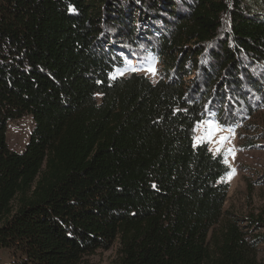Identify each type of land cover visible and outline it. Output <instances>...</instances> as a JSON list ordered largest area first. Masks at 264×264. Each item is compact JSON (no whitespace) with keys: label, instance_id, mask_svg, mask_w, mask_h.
<instances>
[{"label":"trees","instance_id":"16d2710c","mask_svg":"<svg viewBox=\"0 0 264 264\" xmlns=\"http://www.w3.org/2000/svg\"><path fill=\"white\" fill-rule=\"evenodd\" d=\"M147 54L156 83L112 79ZM262 109L264 0H0V251L88 264L118 242L114 264H264V236L217 231L228 168L194 141L208 114L232 127Z\"/></svg>","mask_w":264,"mask_h":264},{"label":"rangeland","instance_id":"374dc122","mask_svg":"<svg viewBox=\"0 0 264 264\" xmlns=\"http://www.w3.org/2000/svg\"><path fill=\"white\" fill-rule=\"evenodd\" d=\"M124 58V67L116 69L112 79L133 74L143 75L153 83L160 79L159 64L154 55ZM149 68H154L155 73L148 71ZM200 124L205 127L202 128ZM33 128V119L28 114L11 121L7 133L9 149L22 153ZM194 133L195 145L206 144L211 153L220 156L228 168V172L219 180V183L228 186V193L223 218L217 231L224 228L229 221H236L247 233V238L264 236V227L259 228L253 222L264 220V109L244 123L232 127L222 126L215 114H208L196 125ZM118 249L117 242L109 250L98 251L87 259L88 264H114ZM13 254L14 251L1 250L0 264H14L16 257ZM258 254L259 260L264 262V245L259 248Z\"/></svg>","mask_w":264,"mask_h":264},{"label":"snow or ice","instance_id":"6c2138e0","mask_svg":"<svg viewBox=\"0 0 264 264\" xmlns=\"http://www.w3.org/2000/svg\"><path fill=\"white\" fill-rule=\"evenodd\" d=\"M147 70L153 72V74L155 73V69L154 68H149Z\"/></svg>","mask_w":264,"mask_h":264},{"label":"bare ground","instance_id":"6f19581e","mask_svg":"<svg viewBox=\"0 0 264 264\" xmlns=\"http://www.w3.org/2000/svg\"><path fill=\"white\" fill-rule=\"evenodd\" d=\"M201 125V124H200ZM202 126V128H204L205 127V125H204V127H203V125H201ZM204 130V129H203ZM205 134V133H204ZM203 134V135H204ZM207 134V133H206ZM210 134H212V133H210ZM213 135V134H212ZM208 137V136H207ZM214 137V136H213ZM218 137V136H217ZM212 139H214V138H212ZM217 140V139H216Z\"/></svg>","mask_w":264,"mask_h":264}]
</instances>
